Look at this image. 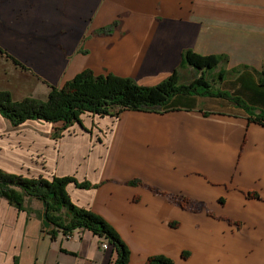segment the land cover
Wrapping results in <instances>:
<instances>
[{
	"label": "crops",
	"instance_id": "obj_1",
	"mask_svg": "<svg viewBox=\"0 0 264 264\" xmlns=\"http://www.w3.org/2000/svg\"><path fill=\"white\" fill-rule=\"evenodd\" d=\"M34 14L39 24L26 23ZM114 21L110 34H93ZM0 46L38 75L39 99L85 68L153 86L186 49L224 56L210 81L252 114L224 97L176 94L167 112L86 113L94 120L58 138L62 123L13 126L0 114V168L95 184L67 191L121 233L129 264L156 253L176 264H264V120L253 119L264 112V0H0ZM11 62L0 54V89ZM44 219L36 198L20 209L0 197V264H113L112 245L92 231L52 238Z\"/></svg>",
	"mask_w": 264,
	"mask_h": 264
},
{
	"label": "trees",
	"instance_id": "obj_2",
	"mask_svg": "<svg viewBox=\"0 0 264 264\" xmlns=\"http://www.w3.org/2000/svg\"><path fill=\"white\" fill-rule=\"evenodd\" d=\"M117 26L100 27L95 32L106 35ZM0 52L11 59L15 65L26 68L24 62L10 54L0 46ZM224 56L203 55L186 49L182 53L180 66L170 76L153 86L138 84L132 77L117 76L114 73L95 74L91 69H84L73 79L65 81L62 87L49 85L51 90L46 99L23 97L16 100L9 89H0V114L8 119L13 126H18L30 119L63 124L62 128L80 123L85 128L82 114H98L118 116L125 110L167 112L171 99L176 94H195L224 97L238 104L250 114L253 108L239 95L231 94L224 89L216 88L210 81V73L217 69ZM193 68L197 76L190 81H183L182 70ZM260 81L264 83V71L258 72ZM254 121L262 122L264 112L253 117ZM61 132H54L58 138ZM75 182L79 187L88 189L95 184L78 181L74 176L27 177L22 174L8 173L0 168V197H5L10 204L23 209L25 197H34L44 206V224L50 227L52 238L58 230L68 235L76 229L90 230L102 241H108L115 250L113 264H129L131 249L122 238L121 233L103 215L92 209L77 205L68 193V185ZM138 181H131L136 184ZM248 196L257 198L256 192ZM174 224V221L171 222ZM185 251L183 257H187ZM145 264H176L172 257L165 254L150 255Z\"/></svg>",
	"mask_w": 264,
	"mask_h": 264
},
{
	"label": "rangeland",
	"instance_id": "obj_3",
	"mask_svg": "<svg viewBox=\"0 0 264 264\" xmlns=\"http://www.w3.org/2000/svg\"><path fill=\"white\" fill-rule=\"evenodd\" d=\"M7 13H9L8 8H7ZM31 17H32L31 21H26V23L30 22L33 25H38L39 22H38L36 15L34 14ZM20 26L21 27L24 26V27L28 28V26H26V24H24L23 22L20 24ZM35 28H38V26H32V29H35ZM29 33H31V32H29ZM93 34L98 35L96 32H94ZM5 50L8 51L7 49H5ZM0 54H2V53L0 52ZM2 55H5V54H2ZM24 65H25V63H24ZM7 66L9 68V70H7V74H6L7 78L4 79V83L2 82V85L6 89H9L11 91V88H12L16 95L24 96V98L29 97V95H34L35 97L38 96L39 98H42L43 96H45V94H46L45 89L46 88L44 85H42L40 83H36V81L40 78L38 77V75H36V73L33 71V69H30L26 65H25L26 68L20 67L18 65H15L14 62H11L10 64L8 63ZM196 76H197V73L194 71V69L185 70L183 72V81H190L191 79L195 78ZM64 83H65V81H64ZM62 85L59 87H62ZM49 88L51 90L50 86H49ZM87 117L88 116L85 115V113H84L82 119L84 118L86 121L94 120L93 118L88 119ZM56 128H57V132H61V135H62V130L65 129L66 127L62 128L61 125H58V127H56Z\"/></svg>",
	"mask_w": 264,
	"mask_h": 264
},
{
	"label": "built area",
	"instance_id": "obj_4",
	"mask_svg": "<svg viewBox=\"0 0 264 264\" xmlns=\"http://www.w3.org/2000/svg\"><path fill=\"white\" fill-rule=\"evenodd\" d=\"M71 235H72V233H70V234H68V235H65V236H66V238H70ZM102 247L105 248V249H107V248L110 247V243H109L108 241H104V242L102 243Z\"/></svg>",
	"mask_w": 264,
	"mask_h": 264
}]
</instances>
